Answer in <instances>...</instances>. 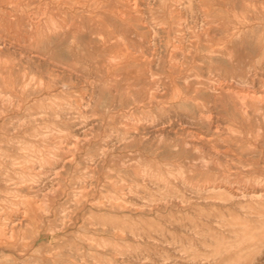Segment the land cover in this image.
Wrapping results in <instances>:
<instances>
[{"label": "rangeland", "instance_id": "rangeland-1", "mask_svg": "<svg viewBox=\"0 0 264 264\" xmlns=\"http://www.w3.org/2000/svg\"><path fill=\"white\" fill-rule=\"evenodd\" d=\"M122 1L79 0L67 36L0 3V264H264V0Z\"/></svg>", "mask_w": 264, "mask_h": 264}, {"label": "bare ground", "instance_id": "bare-ground-1", "mask_svg": "<svg viewBox=\"0 0 264 264\" xmlns=\"http://www.w3.org/2000/svg\"><path fill=\"white\" fill-rule=\"evenodd\" d=\"M91 1L96 5V4H98V3H102V2L108 3V2L115 1L114 3H116V2H119V1H121V0H91ZM141 1H143V0H141ZM149 1H150V0H149ZM149 1L146 0V2H149ZM151 1H154V0H151ZM163 1H164V0H163ZM167 1H168V0H167ZM76 2L78 3L79 0H0L1 5H2V4H5V5L8 6V8L13 7L14 9L16 8V9H18V10L23 9L22 7H28L29 5H30V7H33V6H31L32 4H33V5H36V6H37L38 13H40V14L42 15V16H38V19H40V17H42V20L40 19V21H42V23L44 22V23H43V26H42V27H44V28H43V31H44V30H47L48 33L50 32V33H55V34H56V33H57V34H63V33H65V35H63V36H67V35H66L67 32L70 31V30H72L73 28L70 29V30H68L67 24H66V26H65V24L62 23L63 20H62V22H61L60 20H58V21H60V22H57V20H55V19H56L55 17H60L61 15L66 14V13H68L67 15H69V14H71L70 12H71L72 10L76 12V11H77V9L75 8V3H76ZM122 2H123V1H122ZM227 2H228V1H227ZM247 2H248V1H247ZM77 3H76V4H77ZM123 3H126V4L131 3V4L134 5L136 2L134 1V3H133V1L130 2V0H125V2H123ZM141 3H142V2H141ZM167 3H168V2H167ZM50 4H53L54 6L52 5V7H50V6H49ZM87 4H88V3H87ZM108 4H109V3H108ZM136 4H138V3H136ZM136 4H135V5H136ZM149 4H150V3H149ZM149 4L146 3L145 5H149ZM217 4H218V3H217ZM238 4H239V3H238ZM1 5H0V6H1ZM116 5H117V6L119 5V7H120L121 4L118 3V4H116ZM135 5H134V6H135ZM153 5H154V4H153ZM158 5H159V2H158ZM167 5H169V4H167ZM7 6H5V7H7ZM77 6H78V5H77ZM79 6H80V4H79ZM85 6H86V3L83 1V2H82V10L85 8ZM96 6H99V5H96ZM96 6H94V7H96ZM129 6H130V5H129ZM159 6H161V5H159ZM30 7H29V8H30ZM38 7H39L40 9H38ZM111 7H112V6H111ZM136 7H137V6H136ZM167 7H168V6H167ZM216 7H217V6H216ZM0 8H1V7H0ZM13 8H12V9H13ZM88 8H89V7H87V9H88ZM91 8H92V7H91ZM97 8H98V7H97ZM99 8H100V7H99ZM129 8H130V7H129ZM131 8H134V7H131ZM140 8H141V7H140ZM5 9H6V8H5ZM5 9H4V10H5ZM100 9H101V8H100ZM106 9H107V7H106ZM106 9H104V12H105ZM125 9H127V8H125ZM125 9H124V10H125ZM142 9H143V8H142ZM149 9H150V8H149ZM231 9H232V8H231ZM2 10H3V9H2ZM78 10H81V9H78ZM88 10H89V9H88ZM91 10H92V9H91ZM102 10H103V9H102ZM124 10H123V11H124ZM133 10L136 12L135 8H134ZM140 10H141V9H140ZM13 11H14V10H13ZM86 11H87V10H86ZM97 11H98V10H97ZM110 11H111V10H110ZM117 11H118V9H117ZM121 11H122V8H121ZM4 12H5V11H4ZM8 12H9V11H8ZM8 12H7V11L5 12V13L7 14V16H8V15H11V14H10L11 12H10L9 14H8ZM84 12H85V11H84ZM94 12H95V11H94ZM107 12H108V11H107ZM118 12H119V11H118ZM126 12H127V11H126ZM138 12H139V11H138ZM0 13H1V12H0ZM5 13L2 14V15H6ZM90 13H91V12H90ZM98 13H100V12H98ZM119 13H120V12H119ZM136 13H137V12H136ZM142 13H143V12H141L140 15H142ZM13 14H14V13H12V15H13ZM24 14L28 15V13H24ZM33 14H34V13H33ZM36 14H37V13H36ZM40 14H39V15H40ZM93 14H95V13H93ZM96 14H97V12H96ZM100 14H102V13H100ZM104 14H105V13H104ZM117 14H118V13H117ZM122 14H124V13H122ZM131 14H132V13H131ZM0 15H1V14H0ZM2 15H1V16H2ZM29 15H30V14H29ZM37 15H38V14H37ZM102 15H103V14H102ZM106 15H107V14H106ZM108 15H109V14H108ZM133 15H134V14H133ZM221 15H222V14H221ZM1 16H0V19H1ZM24 16H25V15H24ZM33 16H34V18H35L36 15L34 14ZM74 16H75V14H74ZM113 16H114V15H113ZM136 16H137V15H136ZM143 16H144V15H143ZM3 17H4V16H3ZM13 17H14V15H13ZM16 17H17V15H16ZM19 17H23V16H20V15H19ZM19 17H18V18H19ZM30 17H32V16H30ZM65 17H66V16H65ZM79 17H80V16H79ZM79 17H78V19H75V20L78 21V20H79ZM105 17H106V16H105ZM111 17H112V16H111ZM121 17H123V16H121ZM124 17H125V16H124ZM130 17H131V16H130ZM5 18H6V17H5ZM8 18H9V17H8ZM14 18H15V17H14ZM18 18H17V19H18ZM24 18H26V17H24ZM28 18H29V17H28ZM61 18H62V17H61ZM67 18H68V17H67ZM72 18H73V17H72ZM72 18H71V19H72ZM81 18H82V17H81ZM81 18H80L79 21H81ZM83 18H84V17H83ZM95 18H96V17H95ZM112 18H114V17H112ZM29 19L31 20V18H29ZM58 19H59V18H58ZM90 19H91V18H90ZM100 19H101V18H100ZM116 19H118V18H116ZM142 19H143V18H142ZM144 19H145V17H144ZM151 19H152V18H151ZM155 19H156V18H155ZM157 19H158V18H157ZM190 19H191V18H190ZM4 20H5V19H4ZM4 20H3V21H4ZM7 20H8V19H7ZM9 20H10V18H9ZM9 20H8V21H9ZM11 20H12V19H11ZM18 20H19V19H18ZM36 20H37V19H36ZM75 20H74V21H75ZM91 20H92V19H91ZM109 20H110V19H109ZM114 20H115V19H114ZM118 20H122V19H118ZM118 20H117V21H118ZM139 20H140V19H139ZM12 21H13V20H12ZM20 21H23V18H22V20H20ZM31 21H32V20H31ZM31 21H30V22H31ZM34 21H35V20H34ZM37 21H38V20H37ZM85 21H86V20H85ZM97 21H99V19H98ZM14 22H16V21H14ZM92 22H93V21H92ZM112 22H113V21H112ZM118 22H119V21H118ZM118 22H117V23H118ZM129 22H130V21H129ZM139 22H141V21H139ZM0 23H1V22H0ZM4 23H7L6 20H5V22H3V24H4ZM11 23H12V22H11ZM22 23H23V22H22ZM25 23H27V21H25ZM25 23H23V24H25ZM33 23H34V22H33ZM33 23H31V24L34 25ZM80 23H81V22H80ZM95 23H96V22H95ZM95 23H92V24H95ZM101 23H102V20H101ZM105 23H106V22H105ZM114 23H115V22H114ZM124 23H125V22H124ZM132 23L135 24V23H137V21H136L135 23H134L133 21H131V24H132ZM144 23H145V21L143 22V24H144ZM148 23H149V22H148ZM157 23H158V22H157ZM174 23H175V21H174ZM177 23H178V22H177ZM3 24H1V25H2V28H3ZM13 24H14V23H12V25H13ZM68 24H69V23H68ZM106 24H107V23H106ZM108 24H109V23H108ZM126 24H128V23L126 22ZM133 24H132V25H133ZM141 24H142V23H141ZM141 24H140V25H141ZM17 25H18V23H17ZM36 25H37V24L35 23V26H34V27H36ZM41 25H42V24H41ZM69 25H71V24H69ZM76 25H77V23H76ZM78 25H80V24H78ZM78 25H77V26H78ZM85 25H86V24H84V28H85ZM87 25H88V24H87ZM97 25H98V24H97ZM104 25H105V24H104ZM109 25H110V24H109ZM114 25H115V24H114ZM122 25H123V21H122ZM147 25H148V24H147ZM15 26H16V25H15ZM90 26H91V25H90ZM90 26H89V27H90ZM92 26H93V25H92ZM95 26H96V25H95ZM95 26H94V27H95ZM98 26H99V25H98ZM117 26H118V25H117ZM142 26H143V25H142ZM148 26H149V29H150V26H151V25H148ZM154 26H155V25H154ZM179 26H180V25H179ZM10 27H11V26H10ZM10 27H8V28H10ZM23 27H24V25H23ZM42 27L40 26L39 28H42ZM69 27H70V26H69ZM86 27H87V26H86ZM94 27H93L92 29H95ZM100 27H101V26H99V28H100ZM114 27H115V26H113V28H114ZM129 27H130V26H129ZM129 27H128V28H129ZM137 27H138V26H137ZM159 27H160V26H159ZM175 27H176V26H175ZM223 27H224V26H223ZM223 27H222V28H223ZM225 27H226V26H225ZM12 28H13V27H12ZM30 28H31V25H30ZM30 28H27V29H28V30H31ZM70 28H71V27H70ZM105 28H106V27H105ZM113 28H111V29L113 30ZM131 28H132V27H131ZM135 28H136V27H134V29H135ZM152 28H153V25H152ZM152 28H151V29H152ZM156 28H158V27H156ZM18 29H19V27H18ZM23 29H24V28H23ZM33 29H34V28H33ZM80 29H81V28H80ZM85 29H86V28H85ZM88 29H90V28H88ZM96 29H97V28H96ZM100 29H101V28H100ZM102 29H103V27H102ZM102 29H101V30H102ZM119 29H120V28H119ZM125 29H127V27H125ZM164 29H165V28H164ZM164 29H163V30H164ZM171 29H172V28H171ZM175 29H176V28H175ZM7 30H9V29H7ZM12 30H13V29H12ZM19 30H20V29H19ZM35 30H36V28H35ZM39 30H40V29H39ZM90 30H91V29H90ZM130 30H131V29H130ZM160 30H162V29H160ZM179 30H181V27H180ZM224 30H225V28H224ZM25 31H26V29H25ZM32 31H33V30H32ZM47 31H46V32H47ZM83 31H84V30H83ZM95 31H96V30H95ZM114 31L116 32V29H115ZM151 31H152V30H151ZM10 32H11V30H10ZM20 32H21V31H20ZM28 32H29V31H28ZM28 32H26V33H28ZM79 32H80V31H79ZM85 32H87V31H85ZM111 32H112V31L110 30L109 33H111ZM124 32H126V31L124 30ZM131 32H132V31H131ZM158 32H159V31H158ZM158 32H157V33H158ZM172 32H173V31H172ZM175 32H176V31H175ZM235 32H236V31H235ZM29 33H31V32H29ZM32 33H33V32H32ZM37 33H38V32H37ZM39 33H40V31H39ZM39 33H38V34H39ZM50 33H49V34H50ZM69 33H71V31H70ZM93 33H94V32H93ZM118 33H119V32H118ZM132 33H133V32H132ZM152 33H153V31H152ZM176 33H177V32H176ZM181 33H182V32H181ZM221 33H222V32H221ZM228 33H229V32H228ZM233 33H234V32H233ZM11 34H12V33H11ZM18 34H19V33H18ZM44 34H46V33H44ZM97 34H98V32H97ZM104 34H105V33H104ZM122 34H123V33H122ZM128 34H129V32H128ZM133 34H135V33H133ZM178 34H179V32H178ZM31 35H32V34H30V36H31ZM39 35H41V34H39ZM74 35H75V34H74ZM74 35H72V36H74ZM78 35H79V34H78ZM87 35H89V34H87ZM116 35H117V34H116ZM155 35H156V34H155ZM157 35H158V34H157ZM159 35H160V34H159ZM171 35H172V34H171ZM173 35H174V33H173ZM179 35H180V34H179ZM224 35H225V34H224ZM231 35H232V34H231ZM23 36H24V35H23ZM26 36L29 37L28 35H26ZM34 36H35L34 38L36 39V36H37V35H34ZM48 36H49V35L47 34L46 37H48ZM72 36L69 34V37H71V39H72ZM75 36H76V35H75ZM99 36H100V35H99ZM107 36H108V34H107ZM111 36H112V35H111ZM124 36H125V35H124ZM124 36H123V39H124ZM142 36H143V35H142ZM175 36H176V35H175ZM233 36H234V38H235V34H234ZM31 37H32V36H31ZM50 37H51V36H50ZM81 37H82V36L80 35V36H79V39H81ZM105 37H106V35H105ZM114 37H115V36H114ZM114 37H113V38H114ZM139 37H141V36H139ZM155 37H156V36H155ZM160 37H161V36H160ZM32 38H33V37H32ZM32 38H31V39H32ZM38 38H39V36H38ZM38 38H37V39H38ZM61 38H64V37L61 36ZM74 38H75V37H74ZM82 38H84L83 40H85V35H84V37H82ZM86 38H87V36H86ZM96 38H97V37H95V39H96ZM127 38H128V37H127ZM137 38H138V37H137ZM141 38H142V37H141ZM141 38L139 39V41L141 40ZM150 38H152V37H150ZM232 38H233V37H232ZM3 39H4V38H3ZM22 39H23V38H22ZM40 39H41V38H40ZM44 39H46V38H44ZM71 39H70V41H71ZM75 39H76V38H75ZM75 39H72V40H75ZM98 39H99V37H98ZM102 39L104 40V38H101L99 41H101ZM116 39H119V38L117 37ZM116 39L114 38V40H116ZM128 39H130V38H128ZM135 39H136V38H135ZM158 39H159V38H158ZM160 39H161V38H160ZM171 39H172V37H171ZM177 39H178V37H177ZM221 39H222V38H221ZM38 40H39V39H38ZM46 40H47V39H46ZM50 40H52V39H50ZM60 40H62V39H60ZM67 40L69 41V38H68ZM86 40H87V39H86ZM174 40H175V39H174ZM178 40H180V39H178ZM182 40H183V39H182ZM235 40H236V39H235ZM10 41H11V40H10ZM42 41H43V39L40 40V43H42ZM47 41H49V38H48ZM47 41H45V42H47ZM64 41H65V40H64ZM75 41H76V40H75ZM75 41H73V42H75ZM112 41H113V40H112ZM130 41H131V40H130ZM151 41H152V40H151ZM206 41H207V40H206ZM233 41H234V40H233ZM245 41H246V40H245ZM52 42H53V41H52ZM71 42H72V41H71ZM73 42H72V43H73ZM79 42L81 43V45L83 44V43H82L81 41H79V40H78V43H77V41H76V44H79ZM87 42H88V41H87ZM96 42H97V41H96ZM96 42H95V43H96ZM121 42H122V41H121ZM144 42H145V41H144ZM156 42H157V41H156ZM158 42H159V41H158ZM158 42H157V43H158ZM178 42H179V41H178ZM191 42H192V41H191ZM3 43H4V42H3ZM50 43H51V42H50ZM66 43H67V42H66ZM122 43H123V42H122ZM124 43H125V42H124ZM134 43H135V42H134ZM139 43H140V42H139ZM141 43H142V41H141ZM141 43H140V44H141ZM151 43H152V42H151ZM176 43H177V40H176ZM179 43H180V42H179ZM189 43H190V42H189ZM192 43H193V42H192ZM196 43H197V42H196ZM231 43H232V42H231ZM21 44H22V43H21ZM51 44H52V43H51ZM54 44H55V43H54ZM69 44H70V42L68 43V45H69ZM84 44H85V43H84ZM84 44H83V46H84ZM97 44H98V43H97ZM102 44H103V43H102ZM135 44L137 45L138 42H136ZM153 44H154V43H153ZM174 44H175V43H174ZM204 44H205V43H204ZM233 44H234V43H233ZM52 45H53V44H52ZM52 45H51V47H52ZM58 45H59V44H58ZM72 45L74 46V44H72ZM98 45H99V44H98ZM105 45H106V44L102 45V48L105 49V51H108L107 49H109V48H108L109 46L106 47V48H107V49H106V48H105ZM109 45H110V43H109ZM128 45H129V43H128ZM143 45H145V44H143ZM151 45H152V44H151ZM205 45H206V44H205ZM207 45H208V44H207ZM70 46H71V45H70ZM76 46H77V45H76ZM76 46H74V47H72V48H75ZM83 46H82V47H83ZM103 46H104V47H103ZM111 46H112V44H111ZM123 46H124V45H123ZM132 46H133V45H132ZM132 46H131V48H132ZM145 46H147V45H145ZM145 46H144V47H145ZM153 46H154V45H152V47H153ZM176 46H177V44H176ZM176 46H175V47H176ZM201 46H202V45H201ZM53 47H54V46H53ZM66 47H69V46H66ZM127 47H128V46H127ZM175 47H174V49H175ZM178 47H179V46H178ZM178 47H177V48H178ZM180 47H181V46H180ZM182 47H183V46H182ZM184 47H185V46H184ZM206 47H207V46H206ZM231 47H232V46H231ZM56 48H58V47H56ZM77 48H78V47H77ZM77 48H76V49H77ZM84 48H87L86 45H85ZM121 48H123V47H121ZM146 48H147V47H146ZM194 48H195V47H194ZM53 49H55V47H54ZM90 49H91V48H90ZM94 49H95V48H94ZM115 49H116V47H115ZM178 49H180V48H178ZM207 49H208V47L206 48V50H207ZM209 49H210V48H209ZM17 50H18V49H17ZM78 50H79V48H78ZM78 50H75V54H76V51H78ZM85 50H86V49H85ZM87 50H89V48H88ZM87 50H86V51H87ZM139 50H140V49H139ZM149 50H151V52H152V49L149 48ZM183 50H184V48H183ZM210 50H211V49H210ZM52 51L54 52V50H52ZM67 51H68V50H67ZM80 51H81V50H80ZM92 51H94V50L92 49ZM100 51H101V50H100ZM146 51H148V50L146 49ZM174 51H175V50H174ZM179 51H180V50H179ZM199 51H200V50H199ZM203 51H204V50H203ZM56 52H57V51H56ZM71 52H72V51H71ZM71 52H70V53H71ZM78 52H79V51H78ZM78 52H77V53H78ZM109 52H113V53L111 54V56L113 55L114 57H115V56L117 57L118 55H121L122 57L127 56V60H128V57L131 58V57L133 56V51L131 52V51H129V49L127 50V49L125 48V46H124V52H123L122 50H121V51H119V50H110V51H108L107 53L109 54ZM120 52H122V53H120ZM148 52H150V51H148ZM208 52H209V50H208ZM210 52H212V51H210ZM50 53H52V52H50ZM80 53H81V52H80ZM104 53H105V52H104ZM142 53H143L142 51H139L138 54H141V55H142ZM145 53H146V52H145ZM145 53H143V54H145ZM181 53H182V52H181ZM87 54L89 55V52H88V51H87ZM98 54H99V53H98ZM174 54H175V53H174ZM176 54H177V53H176ZM178 54H179V53H178ZM192 54H193V52H192ZM192 54H191V52H190L188 55L192 56ZM76 55H77V54H76ZM106 55H107V54H106ZM180 55H181V54H180ZM184 55H186V54H184ZM212 55H213V54H212ZM58 56H59V55H58ZM72 56H74V54H73ZM77 56H78V55H77ZM89 56H90V55H89ZM89 56H87V57H89ZM92 56H93V55H92ZM101 56H102V55H101ZM111 56H110V57H111ZM134 56H135V54H134ZM137 56H140V55H137ZM137 56H136V57H137ZM149 56H150V55H149ZM151 56H152V55H151ZM154 56H155V54H154ZM202 56H203V55H202ZM210 56H211V55H210ZM34 57H35V55H34ZM63 57H64V56H63ZM75 57H76V56H75ZM108 57H109V56H108ZM108 57L106 56V58H108ZM110 57H109V58H110ZM114 57H113V58H114ZM181 57H182V56H181ZM200 57H201V56H200ZM203 57H204V56H203ZM206 57H207V56H206ZM206 57H205V58H206ZM212 57H213V56H212ZM47 58H48V57H47ZM60 58H61V57H60ZM64 58H65V57H64ZM82 58H86V57H82ZM95 58H96V57H95ZM103 58H104V56H103ZM109 58H108V59H109ZM118 58H119V57H118ZM141 58H142V57H141ZM172 58H173V56H172ZM178 58H179V57H178ZM178 58H177V59H178ZM207 58H208V57H207ZM38 59H39V58H38ZM77 59H78V58H77ZM86 59H87V58H86ZM90 59H92V58H90ZM96 59H98V58H96ZM108 59H107V61L109 62L110 60H108ZM110 59L112 60V57H111ZM116 59H117V58H116ZM125 59H126V58H125ZM134 59H135V57H134ZM134 59H133V60H134ZM88 60H89V59H88ZM99 60H100V59H99ZM99 60H98V61H99ZM101 60H102V57H101ZM120 60H121V59H120ZM120 60H119V62H120ZM129 60H130V59H129ZM147 60H148V59H147ZM147 60H146V62H147ZM211 60H212V59H211ZM94 61H96V60H94ZM113 61H114V60H113ZM131 61H132V60H131ZM131 61H129V62H131ZM138 61H139V60H138ZM173 61H174V64H175V63H177V62H175V61H178V60H173ZM173 61H172V62H173ZM190 61H192V60L190 59ZM104 62H106V60H105ZM119 62H118L117 64H120ZM123 62H124V61H123ZM129 62H128V63H129ZM192 62H193V61H192ZM204 62H205V61H204ZM212 62H213V61H212ZM214 62H216V61H214ZM257 62H258V61H257ZM60 63H61V62H60ZM84 63H85V62H84ZM91 63H92V62H91ZM102 63H103V62H102ZM102 63H101V64H102ZM113 63H114V62H113ZM124 63H125V62H124ZM124 63H123V65H125V64L128 65V63H125V64H124ZM206 63H207V61H206ZM209 63H211V62L209 61ZM235 63H236V62H235ZM62 64H63V63H62ZM115 64H116V63H115ZM182 64H183V63H182ZM185 64H186V63H185ZM57 65H58V64H57ZM107 65H108V64H107ZM121 65H122V64H121ZM149 65H150V64H149ZM175 65H177V64H175ZM191 65H192V64H191ZM253 65H255V64H253ZM55 66H56V65H55ZM63 66H66V65L64 64ZM87 66H88V64H87ZM92 66H93V65H92ZM92 66H90V67H92ZM143 66H144V64H143ZM108 67H110V66L108 65ZM111 67H112V66H111ZM120 67H121V66H120ZM120 67L118 66V67H116V68H120ZM168 67H169V66H168ZM181 67H182V66H181ZM188 67H189V66H188ZM188 67H186V68H188ZM102 68H103V67H102ZM104 68L107 69V67H104ZM104 68H103V69H104ZM123 68H125V66H124V67L122 66L121 69H123ZM134 68H135V67H134ZM134 68H133V69H134ZM136 68H137V67H136ZM142 68H143V67H142ZM174 68H175V67H174ZM245 68H246V67H245ZM82 69H83V68H82ZM93 69H94V66H93ZM95 69H97V68H95ZM111 69L113 70V68H111ZM111 69H110V71H112ZM131 69H132V68H131ZM138 69H139V68H138ZM63 70H64V69H63ZM65 70H66V68H65ZM65 70H64V71H65ZM116 70H117V69H116ZM129 70H130V69H129ZM142 70H143V69H142ZM106 71H108V70H106ZM114 71H115V70H114ZM114 71H112V72L114 73ZM145 71H146V70H145ZM180 71H181V70H180ZM182 71H183V70H182ZM142 72L144 73V71H142ZM108 73H110V72H108ZM19 74H20V73H19ZM98 74H99V73H98ZM181 74H183V73H181ZM84 76H85V75H84ZM103 76H104V75H103ZM182 77H184V76L182 75ZM186 78H187V77H186ZM176 79L178 80V77H177ZM237 79H238V78H237ZM239 79H240V78H239ZM245 79H246V78H245ZM55 80H56V79H55ZM158 80H159V79H158ZM240 80H241V79H240ZM240 80H239V81H240ZM250 80H251V79H250ZM5 81H6V80H5ZM160 81H161V80H160ZM179 81H180V80H179ZM185 81H186V80H185ZM185 81H184V83H185ZM231 81H232V80H231ZM246 81H247V80H246ZM1 82H2V81H1ZM186 82H187V81H186ZM240 82H241V81H240ZM242 82H244V81H242ZM86 83H87V82H86ZM180 83H181V82H180ZM180 83H179V84H180ZM222 83H223V82H222ZM195 84H196V83H195ZM205 84H206V83H205ZM245 84H248V83L246 82ZM186 85H187V84H186ZM197 85H198V84H197ZM206 85H207V84H206ZM256 85H257V84H256ZM0 86L2 87L1 84H0ZM182 86H183V85H182ZM202 86H203V85H202ZM224 86H226V85H224ZM238 86H239V85H238ZM187 87H188V86H187ZM244 87H245V86H244ZM197 88H198V87H197ZM209 88H210V86H209ZM209 88H208V89H209ZM195 89H196V88H195ZM251 89H252V88H251ZM3 90H4V88H3ZM243 90H245V89L243 88ZM247 90L249 91L250 89H247ZM0 91H1V90H0ZM200 91H201V90H200ZM213 91H214V90H213ZM250 91H251V90H250ZM5 92H6V91H5ZM198 92H199V90H198ZM203 92H204V91H203ZM208 92H209V91H208ZM211 92H212V91H211ZM211 92H210V93H211ZM239 92H240V91H239ZM255 92H256V91H255ZM200 93H201V92H200ZM235 93H236V92H235ZM249 93H250V92H249ZM5 94H6V93H5ZM5 94H4V95H5ZM212 94H213V93H212ZM233 94H234V93H233ZM241 94H242V96H243L244 93L241 92ZM4 95H3V96H4ZM210 95H211V94H210ZM246 95H247V94H246ZM248 95H249V94H248ZM248 95H247V96H248ZM250 95H251V94H250ZM250 95H249V97H252V96H253V95H252V96H250ZM8 96H9V95H8ZM205 96H206V95H205ZM211 96H213V95H211ZM211 96H209V97H211ZM220 96H221V95H220ZM220 96H219V97H220ZM234 96H235V95H233V97H234ZM254 96H255V94H254ZM257 96H258V95H257ZM6 97H7V96H6ZM244 97H245V98L242 99V101H243V100H244V101L246 100V96H244ZM249 97H247V98L249 99ZM255 97H256V96H255ZM10 98H11V97H10ZM211 98H215V96H214V97H211ZM216 98H217V97H216ZM226 98H227V97H226ZM238 98H239V97H238ZM238 98H236L237 101H238ZM240 98H242V97H240ZM257 98H258V97H257ZM1 99H2V94H1ZM4 99H5V98H4ZM7 99H8V98H6V100H7ZM224 99H225V98H224ZM224 99H223V100H224ZM2 100H3V99H2ZM212 100H214V99H212ZM215 100H216V99H215ZM218 100H219V99H218ZM218 100H217V101H218ZM227 100H228V99H227ZM252 100H254V97L252 98ZM263 100H264V99H263ZM263 100H262V101H263ZM10 101H11V99H10ZM229 101H230V100H229ZM233 101H234V100H233ZM256 101H257V99H256ZM253 102H254V101H253ZM260 102H261V101H260ZM229 103H230V102H229ZM248 103H249V102H248ZM254 103H255V102H254ZM254 103H253V104H254ZM256 103H258V102H256ZM263 103H264V101H263ZM245 104H246V103H245ZM211 105H212V104H211ZM241 105H242V104H241ZM246 105H247V104H246ZM249 105H250V104H249ZM254 105H255V104H254ZM254 105H252V106H250V107H253ZM256 105H259V104H256ZM260 105H261V104H260ZM223 107H224V106H223ZM242 107H243V106H241V109H242ZM255 107H256V106H255ZM238 108H239V106H238ZM243 108H244V107H243ZM263 108H264V107H263ZM247 109H248V108H247ZM0 110H1V109H0ZM242 110H246V109H242ZM260 110H261V109H260ZM201 111H202V110H201ZM227 112H228V111H227ZM229 112H230V110H229ZM208 113H209V112H208ZM208 116H209V115H208ZM241 116H242V115H241ZM0 119H1V118H0ZM244 119H245V118H244ZM199 120H200V119H199ZM235 120H236V119H235ZM239 120H240V119H239ZM244 121H246V120H244ZM86 124H87V123H86ZM203 125H204V124H203ZM203 125H202V126H203ZM208 125H209V124H208ZM236 125H237V124H236ZM242 125H245V124H242ZM237 126L240 127V125H237ZM156 127H157V126H156ZM205 127H206V126H205ZM245 127H246V126H245ZM61 128H62V127H61ZM242 128H243V127H242ZM242 128H241V129H242ZM206 129H207V127H206ZM209 129H210V127H209ZM233 129H234V128H233ZM235 129H236V128H235ZM247 129H248V128H247ZM154 130H155V129H154ZM160 130H161V129H160ZM191 130H192V129H191ZM236 130H238V129H236ZM145 131H146V130H145ZM238 131H239V130H238ZM244 131H245V130H244ZM244 131H243V132H244ZM139 132H140V131H139ZM190 132H192V131H190ZM232 132H233V131H232ZM247 132H248V131H247ZM255 132L258 133L257 131H255ZM64 133H65V132H64ZM192 133H193V132H192ZM263 133H264V132H263ZM185 134H186V133H185ZM194 134H195V133H194ZM223 134H224V133H223ZM241 134H243V133L241 132ZM62 135H63V134H62ZM192 135H193V134H192ZM192 135H191V136H192ZM195 135H198V133L195 134ZM206 135H207V134H206ZM243 135H244V134H243ZM247 135H248V133H247ZM247 135H246V136H247ZM263 135H264V134H263ZM236 136H237V135H236ZM238 136H239V135H238ZM241 136H242V135H241ZM241 136H240V138H241ZM251 136H253L252 133H251ZM256 136H257V135H256ZM193 137H194V136H193ZM198 137H199V136H198ZM39 138H40V137H39ZM58 138H59V137H58ZM200 138H201V137H200ZM204 138H206V137H202V139H204ZM217 138H218V137H217ZM15 139H16V138H15ZM114 139H115V138H114ZM194 139H195V138H194ZM194 139H193V140H194ZM208 139H209V138H208ZM258 139H259V138H258ZM18 140H19V139H18ZM22 140H23V139H22ZM198 140H199V139H198ZM259 140H260V139H259ZM20 141H21V140H20ZM186 141H187V140H186ZM196 141H197V139H196ZM201 141H202V140H201ZM58 142H59V141H58ZM198 142H199V141H198ZM240 142H241V140H240ZM257 142H258V141H257ZM24 143H25V142H24ZM65 143H66V142H65ZM183 143H184V142H183ZM193 143H194V142H193ZM196 143H197V142H196ZM204 143H205V142H204ZM208 143H209V141H208ZM241 143H243V142H241ZM259 143H260V142H259ZM21 144H23L22 141H21ZM73 144H74V143H73ZM19 145H20V144H19ZM200 145H201V144H200ZM23 146H24V145H23ZM181 146H183V144H182ZM186 146H187V145H186ZM192 146H193V145H192ZM202 146H203V145H202ZM228 146H229V145H228ZM259 146H260V145H259ZM259 146H258V147H259ZM2 147H3V146H0V148H2ZM24 147H25V146H24ZM24 147H23L22 149H24ZM30 147H31V145H30ZM188 147H189V146H188ZM230 147H231V146H230ZM6 148H8V147H6ZM20 148H21V147H20ZM20 148H19V149H20ZM185 148H186V147H185ZM131 149H132V148H131ZM20 150H21V149H20ZM200 150H201V149H200ZM207 150H208V149H207ZM38 151H39V150H38ZM184 151H185V149H184ZM191 151H192V150H191ZM193 151H194V150H193ZM208 151H209V150H208ZM210 151H211V150H210ZM25 152H26V151H25ZM25 152H24V153H25ZM36 152H37V151H36ZM180 152H181V151H180ZM185 152H186V151H185ZM195 152H196V151H195ZM24 153H23V154H24ZM26 153H27V152H26ZM40 153H41V151H40ZM46 153H48V152H46ZM175 153H176V152H175ZM175 153H174V154H175ZM208 153H209V152H208ZM239 153H240V152H239ZM9 154H10V153H9ZM28 154H29V153H28ZM199 154H200V153H199ZM248 154H249V153H248ZM2 155H3V154H2ZM2 155H0V156H2ZM19 155H20V154H19ZM26 155H27V154H26ZM29 155H30V154H29ZM4 156H5V155H4ZM11 156H12V155H11ZM44 156H45V155H44ZM177 156H178V155H177ZM211 156H212V155H211ZM224 156H225V155H224ZM71 157H72V156H71ZM203 157H204V156H203ZM228 157H229V156H228ZM5 158H6V156H5ZM98 158H99V157H98ZM200 158L202 159V157H200ZM6 159H7V158H6ZM92 159H93V158H92ZM248 159H249V158H248ZM0 160L3 161L2 158H0ZM11 160H12V159H11ZM13 160H14V158H13ZM27 160H28V159H27ZM38 160H39V158H38ZM98 160H99V159H98ZM98 160H97V161H98ZM230 160H231V159H230ZM19 161H20V160H19ZM19 161H18V163L20 164ZM23 161H24V160H23ZM28 161H29V160H28ZM43 161H44V158H43ZM73 161H74V160H73ZM99 161H101V159H100ZM200 161H202V160H200ZM205 161H207V160H205ZM8 162H9V160H8ZM14 162H15V161H14ZM39 162H41V160H39ZM93 162H94V161H93ZM207 162H208V161H207ZM238 162H239V161H238ZM2 163H4V162H2ZM2 163H0V165H1ZM28 163H29V162H28ZM65 163H67V162H65ZM68 163H69V162H68ZM196 163H197V165L199 164L198 162H196ZM204 163H205V162H204ZM6 164H8V163H6ZM15 164H16V163H15ZM192 164H194V163H192ZM205 164H206V163H205ZM13 165H14V164H13ZM17 165H18V164H17ZM195 165H196V164H195ZM199 165H200V164H199ZM202 165H203V164H202ZM3 166H4V168L6 169V167H5L6 165L3 164ZM14 166H15V165H14ZM1 167H2V166H1ZM8 167H9V165H8ZM18 167H19V166H18ZM30 167H31V166H30ZM190 167H191V166H190ZM196 167H198V166H196ZM206 167H207V166H206ZM209 167H210V166H209ZM238 167H239V166H238ZM19 168H20V167H19ZM21 168H22V167H21ZM21 168H20V169H21ZM31 168H32V167H31ZM20 169H19V170H20ZM23 169H24V168H23ZM90 169H91V168H90ZM176 169H177V168H176ZM195 169H196V168H195ZM223 169H224V168H223ZM0 170H1V169H0ZM21 170H22V169H21ZM92 170H93V169H92ZM169 171H171V170H169ZM0 172H1V171H0ZM18 172H19V171H18ZM23 172H24V171H23ZM141 172H142V171H141ZM141 172H139V173H141ZM36 174H38V173H36ZM36 174H35V175H36ZM156 174H157V173H156ZM218 174H219V173H218ZM136 175H137V174H136ZM138 175H139V174H138ZM140 175H141V174H140ZM24 176H25V175H24ZM18 177H19V176H18ZM18 177H16V179H17ZM20 177L22 178L23 176L21 175ZM26 177H28V176H26ZM36 177H37V176H36ZM61 177H62V176H61ZM139 177H141V176H139ZM38 178H39V177H38ZM19 179H20V178H19ZM22 179H24V178H22ZM39 179H41V178H39ZM76 179H77V178H76ZM133 179H134V178H133ZM2 180H3V179H2ZM5 180H6V179H5ZM138 180H139V179H138ZM258 180H259V179H258ZM19 181H20V180H19ZM21 181L24 182V180H21ZM25 181H26V180H25ZM27 181H28V180H27ZM27 181H26V182H27ZM39 181H40V180H39ZM260 181H261V180H260ZM73 182H75V179H73ZM131 182H132V181H131ZM116 183H117V182H116ZM133 183H134V182H133ZM29 184H30V183H29ZM29 184H28V185H29ZM134 184H135V183H134ZM73 185H74V183H73ZM78 185H79V184H78ZM69 186H70V185H69ZM74 186H75V185H74ZM110 186H111V185H110ZM213 186H214V185H213ZM216 186H217V185H216ZM24 187H25V186H24ZM26 187H27V185H26ZM29 187H30V186H29ZM71 187H72V185H71ZM116 187H117V186H116ZM56 188H57V187H56ZM112 188H113V186H112ZM222 188H223V187H222ZM70 189H71V188H70ZM72 189H73V188H72ZM72 189H71V190H72ZM119 189H120V188H119ZM119 189H118V190H119ZM210 189H211V188H210ZM218 189H219V188H218ZM218 189H217V190H218ZM182 190H183V189H182ZM207 190H208V188L206 189V191H207ZM211 190H213V189H211ZM262 190H263V189H262ZM114 191H116V190H114ZM119 191H120V190H119ZM214 191H216V190H214ZM227 191H228V190H227ZM234 191H237V190L235 189ZM17 192H18V191H17ZM69 192H70V191H69ZM72 192H73V191H72ZM74 192H75V191H74ZM117 192H118V191H117ZM120 192H121V191H120ZM120 192H119V193H120ZM210 192H211V191H210ZM212 192H213V191H212ZM239 192H240V191H239ZM247 192H248V191H247ZM250 192H251V191H250ZM28 193H29V192H28ZM113 193H115V192H113ZM237 193H238V192H237ZM29 194H31L30 196H32V193H29ZM29 194H28V195H29ZM69 194H70V193H69ZM245 194H246V192H245ZM18 195H19V194H18ZM25 195H26V194H25ZM48 195H49V194H48ZM115 195H116V194H115ZM123 195H124V194H123ZM162 195H163V194H162ZM233 195H234V194H233ZM233 195L231 194V196H233ZM19 196H20V195H19ZM22 196H23V195H22ZM113 196H114V195H113ZM119 196H120V194H119ZM121 196H122V194H121ZM246 196H247V195H246ZM246 196H245V197H246ZM20 197H21V196H20ZM23 197H24V199H25V196H23ZM27 197H28V196H27ZM32 197H34V196H32ZM115 197H116V196H115ZM248 197H249V196H248ZM250 197H252L253 199H258V200H256V201H258V204H263V205H264V192H263V191L258 190V192H254V193H252V195H251ZM29 198H30V197H28L27 200H29ZM116 198H117V197H116ZM116 198L114 199V198L112 197V199H114V202H115ZM239 198H240V197H239ZM33 199H34V198H33ZM20 200L23 201V198L20 199ZM31 200H32V199H31ZM109 200H110V197H109ZM118 200H119V199H118ZM121 200H122V199H121ZM124 200H125V199H124ZM237 200H238V199H237ZM25 201H26V200H25ZM34 201H35V200H34ZM116 201H117V200H116ZM119 201H120V200H119ZM156 201H157V200H156ZM165 201H166V200H165ZM23 202H24V201H23ZM26 202H27V201H26ZM26 202H25V203H26ZM28 202L30 203V201H28ZM32 202H33V201H32ZM40 202H41V201H40ZM123 202H124V201H123ZM123 202H122V203H123ZM139 202H140V201H139ZM139 202H138V203H139ZM236 202H237V201H236ZM97 203H98V202H97ZM97 203H96V204H97ZM224 203H225V202H224ZM9 204H10V203H9ZM37 204H38V203H37ZM96 204H95V205H96ZM98 204H99V203H98ZM175 204H176V203H175ZM25 205H26V204H25ZM40 205H41V204H40ZM83 205H84V204H83ZM95 205H94V206H95ZM124 205H125V203H124ZM9 206H10V205H9ZM99 206H102V204L99 205ZM99 206H97V207H99ZM179 206H180V205H179ZM22 207H23V206H22ZM170 207H171V206H170ZM174 207H175V206H174ZM5 208H6V207H5ZM7 208H8V207H7ZM7 208H6V209H7ZM32 208H33V207H32ZM41 208H42V207H41ZM53 208H54V207H53ZM99 208H100V207H99ZM121 208H122V207H121ZM125 208H126V206H125ZM29 209H30V207H29ZM48 209H49V208H48ZM55 209H56V208H55ZM113 209H114V208H113ZM113 209H112V210H113ZM118 209H120V207H119ZM26 210H27V209H26ZM94 210H95V209H94ZM110 210H111V209H110ZM112 210H111V211H112ZM115 210H116V209H114V211H115ZM121 210H122V209H121ZM31 211H32V210H31ZM5 212H6V211H5ZM19 212H20V211H19ZM42 212L44 213V211H42ZM47 212H48V210H47ZM6 213H8V212H6ZM48 213H49V212H48ZM60 213H61V212H60ZM24 214H26L25 211H24ZM9 215H10V214H8L7 216H9ZM35 215H36V214H35ZM40 215H41V214H40ZM40 215H39V216H40ZM26 216H27L26 218H28V215H26ZM48 216L50 217V215H48ZM113 216H114V215H113ZM9 217H10V216H9ZM16 217H17V216H16ZM158 217H159V216H158ZM13 218H14V217H13ZM29 218H31V216H30ZM29 218H28V220H29ZM33 218H34V217H33ZM40 218H41V217H40ZM4 219H5V218H4ZM8 219H9V218H8ZM14 219H15V218H14ZM19 219H20V218H19ZM24 219H25V218H24ZM34 219H36V218H34ZM12 220H13V219H12ZM16 220H17V219H16ZM28 220L26 221L27 223H28ZM30 220H31V219H30ZM30 220H29V221H30ZM47 220H48V217H47ZM78 220H79V219H78ZM6 221H7V220H6ZM14 221H15V220H14ZM23 221H24V220H23ZM23 221H22V222H23ZM33 221H34V220H33ZM12 222H13V221H12ZM2 223H3V222H2ZM24 223H25V222H24ZM24 223H23V224H24ZM31 223H32V222L30 221V224H31ZM164 223H165V222H164ZM259 223H260V222H259ZM259 223H258V224H259ZM261 223H263V225H264V221H262ZM7 224H8V223H7ZM33 224H34V223H33ZM145 224H146V223H145ZM11 225H12V223H11ZM11 225H10V226H11ZM137 225H138V224H137ZM137 225H136V226H137ZM146 225H147V224H146ZM8 226H9V225H8ZM13 226H14V225H13ZM13 226H12V227H13ZM28 226H30V225L28 224ZM85 227H86V226H85ZM143 227H144V226H143ZM13 228H14V227H13ZM82 228H83V227H82ZM259 228H262V227L260 226V224H259ZM259 228H258V229H259ZM263 228H264V226H263ZM9 229H10V228H9ZM9 229H8V230H9ZM26 229L28 230L27 226L25 227V230H26ZM6 230H7V229H6ZM23 230H24V228H23ZM231 230H232V229H231ZM233 230H234V229H233ZM259 230H260V229H259ZM19 231H22V230H19ZM49 231H50V230H49ZM263 231H264V230H263ZM25 232H26V231H25ZM31 232H32V230H31ZM128 232H129V231H128ZM244 232H245V230H244ZM249 232H250V230H249ZM13 233H14V232H13ZM15 233H16V232H15ZM18 233H19V232H18ZM33 233H34V232H33ZM35 233H36V232H35ZM50 233H51V232H50ZM79 233H80V232H79ZM114 233H115V232H114ZM119 233H120V232H119ZM232 233H233V231H232ZM19 234H20V233H19ZM28 234H29V232H28ZM28 234H27V235H28ZM263 234H264V232H263ZM25 235H26V234H24V236H25ZM52 235H53V234H52ZM20 236H21V235H20ZM22 236H23V235H22ZM37 236H38V235H37ZM135 236H136V235H135ZM237 236H238V235H237ZM260 236H261V235H260ZM262 236H264V235H262ZM12 237H14V236H12ZM18 237H19V236H18ZM26 237H28V236H26ZM33 237H34V234H33ZM110 237H111V236H110ZM256 237H257V236H256ZM15 238H16V237H14V239H15ZM19 238H20V237H19ZM63 238H64V237H63ZM127 238H128V237H127ZM189 238H190V237H189ZM232 238H233V237H232ZM232 238H231V239H232ZM236 238H237V237H236ZM236 238H235V240H238V239H236ZM261 238H262V237H261ZM24 239H25V238H24ZM35 239H36V238H35ZM125 239H126V238H125ZM241 239H242V238H241ZM247 239H248V237H247ZM250 239H251V238H250ZM262 239H263V238H262ZM15 240H16V239H15ZM84 240H85V239H84ZM121 240H123V239H121ZM143 240H144V239H143ZM233 240H234V239H233ZM10 241H12V240H11V237H10ZM21 241H22V240H21ZM61 241H62V240H61ZM92 241H93V240H92ZM119 241H120V240H119ZM130 241H131V240H130ZM238 241H239V240H238ZM241 241H243V240H241ZM254 241H255V240H254ZM17 242H18V241H17ZM17 242H16V244H17ZM45 242H46V241H45ZM78 242H79V241H78ZM90 242H91V241H90ZM230 242H231V241H230ZM232 242H233V241H232ZM13 243H14V242H13ZM81 243H83V242H81ZM7 244H8V243H7ZM11 244H12V243H11ZM88 244H90V243H88ZM93 244H94V241H93ZM244 244H246V243H244ZM259 244H260V243H259ZM259 244H258V245H259ZM14 245H15V244H14ZM32 245H33V244H32ZM82 245H83V244H82ZM96 245H97V244H96ZM218 245H219V244H218ZM250 245H253V244H250ZM250 245H249V248H250ZM0 246H2V245H0ZM4 246H5V244H4ZM16 246L19 247V244L16 245ZM22 246H23V245H22ZM22 246H21V247H22ZM88 246H89V245H88ZM91 246H92V245H91ZM94 246H95V245H94ZM97 246H98V245H97ZM101 246H102V244H101ZM237 246H238V245H237ZM243 246H244V245H243ZM253 246H254V245H253ZM259 246H260V245H259ZM24 247H25V246H24ZM39 247H40V246H39ZM46 247H47V246H46ZM67 247H68V246H67ZM103 247H104V246H103ZM227 247H229V246H227ZM262 247H263V245H262ZM78 248H79V247H78ZM78 248H77V249H78ZM230 248H231V247H230ZM230 248H229V249H230ZM249 248H248V249H249ZM18 249H19V248H18ZM18 249H17V250H18ZM29 249H30V248H29ZM32 249H33V248H32ZM37 249H38V248H37ZM37 249H36V251H37ZM65 249H66V248H65ZM93 249H94V248H93ZM232 249H233V246H232ZM246 249H247V246H246ZM3 250H4V249H3ZM14 250H15V249H14ZM70 250H72V249H70ZM75 250H76V249H75ZM96 250H97V249H96ZM238 250H240V249H238ZM244 250H245V249H244ZM263 250H264V249H263ZM4 251H5V250H4ZM11 251H12V250H11ZM19 251H20V249H19ZM19 251H18V253H19ZM32 251H33V250H32ZM68 251H69V250H68ZM76 251H78V250H76ZM79 251H80V250H79ZM79 251H78V252H79ZM236 251H237V250H236ZM12 252L14 253V251H12ZM20 252H21V251H20ZM47 252H48V251H47ZM71 252H72V251H71ZM232 252H234V251H232ZM245 252H247V251H245ZM245 252H244V253H245ZM258 252H259V251H258ZM0 253H1V252H0ZM16 253H17V252H16ZM21 253H22V252H21ZM25 253H26V252H25ZM79 253H80V252H79ZM83 253H84V252H83ZM229 253H230V252H229ZM261 253H262V252H260V256H259V258L261 257ZM26 254H27V253H26ZM68 254H70V253H68ZM80 254H81V253H80ZM13 255H14V254H13ZM15 255H16V254H15ZM19 255H20V254H19ZM19 255H18V256H19ZM82 255H83V254H82ZM243 255H244V254H243ZM255 255H256V254H255ZM230 256H231V255H230ZM22 257H24V256L21 255V258H22ZM56 257H57V256H56ZM76 257H77V256H76ZM80 257H83V256H80ZM80 257H79V259H80ZM232 257H233V255H232ZM19 258H20V257H19ZM195 258H196V256H195ZM195 258H194V259H195ZM251 258H252V257H251ZM77 259H78V258H77ZM200 259H201V258H200ZM216 259H217V258H216ZM25 260H26V259H25ZM47 260H48V258H47ZM123 260H124V258H123ZM175 260H176V259H175ZM72 261H73V260H72ZM74 261H75V260H74ZM79 261H81V260H79ZM238 261H239V260H238ZM39 262H40V261H39ZM45 263H46V262H45ZM57 263H58V262H56V264H57ZM71 263H72V262H71ZM28 264H30V263H28ZM46 264H47V263H46ZM73 264H74V263H73ZM167 264H168V263H167Z\"/></svg>", "mask_w": 264, "mask_h": 264}]
</instances>
